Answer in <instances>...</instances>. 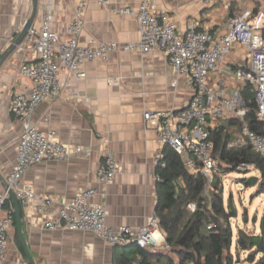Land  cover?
<instances>
[{"label":"crops","instance_id":"crops-1","mask_svg":"<svg viewBox=\"0 0 264 264\" xmlns=\"http://www.w3.org/2000/svg\"><path fill=\"white\" fill-rule=\"evenodd\" d=\"M49 1L53 16L51 28L64 41L66 28L74 19L76 0H38L33 26L36 31L42 28ZM140 1L111 0L110 6L105 7L99 0H87L89 6L80 43L93 47L116 43L123 47L138 42L140 30L136 18L115 15L114 10L129 8L137 12ZM156 4L158 10L169 12L182 30H187L195 20L202 29L216 33H225L234 14L247 4L264 12V0L209 3L156 0ZM32 6V0H0V57L23 30ZM35 56L33 43L27 38L21 49L0 65V174L5 180L14 167L23 133L22 122L10 113L9 106L14 96L30 95L32 82L20 74V68L33 62ZM247 63V55L239 49L231 54L227 66L236 70ZM83 70L87 76L78 81L71 72L62 69L61 97L41 103L32 117L40 131L47 135L55 132L60 143L92 151L90 157L80 155L64 162H43L26 172L24 181L35 188V205L41 204L45 197L53 201L46 215L21 207L24 238L34 264H117L122 255L131 252L132 247H112L93 233L47 231L42 222L56 217L64 202L87 188H94L98 194L93 202L106 205L110 226L139 230L156 212L158 204V182L154 180L156 126L146 122L144 114L183 110L193 94L188 78L175 74L162 51L148 54L112 51L105 59L86 61ZM216 79L212 77L211 85ZM234 89L233 82L225 88L228 94ZM226 120L229 119L222 120L221 125L227 124ZM107 150L115 154L120 170L114 182L105 187L99 182L97 172ZM3 189L0 181V190ZM8 237L7 256L2 264H30L24 249L21 251L18 246L14 226ZM237 239L238 235H234L235 246Z\"/></svg>","mask_w":264,"mask_h":264},{"label":"built area","instance_id":"built-area-1","mask_svg":"<svg viewBox=\"0 0 264 264\" xmlns=\"http://www.w3.org/2000/svg\"><path fill=\"white\" fill-rule=\"evenodd\" d=\"M212 0H206L211 2ZM108 7L111 0H99ZM46 10L42 28L31 29L28 39L33 43L36 56L34 61L23 65L20 74L32 82L29 96L16 95L9 106L10 113L23 125V133L16 149L15 164L7 175L8 189L0 190V264L7 256L8 234L14 223V208H6L12 202V190L21 207L46 215L53 205L50 197L35 205L36 192L31 183L24 181L26 172L43 162H64L75 156L90 157L92 151L82 147L60 143L55 132L47 135L32 122L38 106L45 101H56L61 97L60 72L68 70L76 80L86 78L83 65L88 60L105 59L112 51L123 50L148 54L162 51L169 59L177 76L187 77L193 94L188 106L180 111L146 112V122L155 123L157 150L154 163V180L161 181L159 169L167 167V153L172 150L192 175L200 174L212 183L216 176H222L219 161L215 156V143L212 132L217 130L225 119L245 120L247 110L241 95L240 85H248L257 102V118L264 125V12L257 11L254 5L247 4L234 14L225 33L202 29L198 21H192L187 30L167 11L157 8L156 0H141L137 12L129 8L114 10L115 15L134 16L138 22L140 38L138 42L123 47L116 43L82 45L80 37L85 27L87 0H76L73 21L66 28V39L60 41L52 30V6ZM2 39L0 38V44ZM243 50L247 55V65L236 70L227 66L231 54ZM216 82L211 85L212 77ZM235 89L231 94L225 90L232 82ZM249 145L252 151L264 158V135L245 126L242 134L229 144V149ZM120 167L113 151L107 150L101 159L97 175L99 182L111 185ZM239 170H257L256 165H243ZM98 190L87 188L74 199L64 202L56 217L44 219L43 229L71 232H89L112 247L138 246L159 251L166 246L165 237L160 231V218L154 212L145 224L134 230L128 226L118 229L108 224V210L105 204H96L93 199ZM14 206V205H13ZM191 212L196 205L188 206ZM211 229V227H209Z\"/></svg>","mask_w":264,"mask_h":264},{"label":"trees","instance_id":"trees-1","mask_svg":"<svg viewBox=\"0 0 264 264\" xmlns=\"http://www.w3.org/2000/svg\"><path fill=\"white\" fill-rule=\"evenodd\" d=\"M240 90L247 110L245 120H226L227 124L212 132V139L221 173L230 174L239 171L243 165H256V171L261 175L258 196L264 193V158L255 154L249 145L229 149V144L242 134L245 126L264 135V125L257 118L254 93L248 85ZM229 126L241 131L231 132ZM166 153L167 167L159 169L161 181L157 184L156 212L169 251L165 253L133 246L131 252L122 255L117 264H176L172 256L178 259L179 264H239L233 254L231 222L237 214L231 204L225 206L222 176H216L208 187L206 178L190 174L176 153L169 149ZM243 181L251 183L249 179ZM190 204L196 205L195 212L189 210ZM6 208H14L13 203H7ZM13 226L17 230L15 213ZM17 242L23 251L18 239ZM235 251L237 254L248 252V263L264 264V227L261 235L240 230Z\"/></svg>","mask_w":264,"mask_h":264},{"label":"rangeland","instance_id":"rangeland-1","mask_svg":"<svg viewBox=\"0 0 264 264\" xmlns=\"http://www.w3.org/2000/svg\"><path fill=\"white\" fill-rule=\"evenodd\" d=\"M231 132H240V128L228 127ZM222 171V169L220 168ZM253 178H258L256 186L251 181ZM249 179L250 184L244 183L243 180ZM261 181V175L255 170H239L234 173L222 172V187L224 195L225 206L230 204L236 211V217L232 219V227L235 237H237L240 230L244 232L255 233L261 235L264 227V193L257 196L258 185ZM208 187L210 184L208 182ZM236 246L233 247V254L235 256L236 263L239 264H251L246 261L248 252L235 251ZM168 253V248L165 247L159 250ZM176 264H179L178 259L172 256ZM259 258V257H258ZM256 259V261L258 260Z\"/></svg>","mask_w":264,"mask_h":264},{"label":"water","instance_id":"water-1","mask_svg":"<svg viewBox=\"0 0 264 264\" xmlns=\"http://www.w3.org/2000/svg\"><path fill=\"white\" fill-rule=\"evenodd\" d=\"M32 13L30 18L28 19V21L26 22V24L24 25L23 30L21 31V33L19 34V36L16 38V40L7 48V50L1 55L0 57V65L5 62V60L12 55L13 53H15L18 49H21L22 44L24 43V41L28 38V33L29 31L33 28L34 26V21L36 19L37 16V12H38V0H32ZM0 181L2 183V187L4 189H8V184L6 182V180L3 178V176L0 174ZM253 182V185L256 186L258 183V178H253L251 180ZM9 195L11 198V201L14 205V209H15V215H16V223H17V237L20 240L25 255L27 256L30 264H34L30 252L28 250L25 238H24V232H23V218H22V208L20 205V202L18 201V199L16 198L14 192L12 190H9ZM133 247L132 245L130 246H126L123 248H130Z\"/></svg>","mask_w":264,"mask_h":264}]
</instances>
